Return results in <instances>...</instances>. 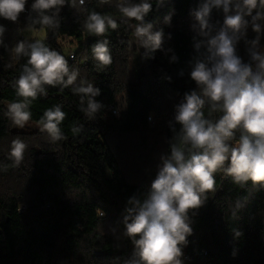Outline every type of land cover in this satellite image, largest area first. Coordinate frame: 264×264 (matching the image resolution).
Instances as JSON below:
<instances>
[{"label":"trees","instance_id":"1","mask_svg":"<svg viewBox=\"0 0 264 264\" xmlns=\"http://www.w3.org/2000/svg\"><path fill=\"white\" fill-rule=\"evenodd\" d=\"M31 3L28 0L29 10ZM115 3L86 0L83 8L65 6L59 28L36 26V30L51 32V40L45 43L57 51L58 38L73 39L78 50L69 65L102 90L96 99L103 107L94 119L80 111L79 97L71 88L61 92L48 87L46 97L32 102L29 123L38 127L47 108L61 105L67 114L61 125L65 139L56 143L40 129L16 127L5 115L7 105L19 99L12 85L27 57H15L13 48L23 39L28 11L18 23L0 19L7 29L4 40L8 45L0 47V264H120L132 251L130 240L122 235L121 214L129 197L148 191L160 155L168 152L165 138L171 135L167 122L173 118V106L194 87L178 72L194 54L189 9L197 0H169L159 10L152 0L154 10L148 19L163 28L166 37L171 33L165 48L171 47L179 57L175 64L169 63L171 54L161 51L155 59H142L143 50L132 29L122 22ZM171 8L175 14L168 26L163 18ZM91 11L113 16L117 29L109 28L101 37L88 33L83 22ZM213 18L222 20V15L214 11ZM253 35L249 31V37ZM100 39H108L112 55V63L103 69L91 51ZM238 50L245 55L243 42ZM137 56L140 71L132 74L130 61ZM166 75L172 77L170 82L164 79ZM119 99L127 101V107L115 115L113 106ZM74 125H83V130L73 133ZM16 137L28 144L18 166L9 159ZM208 196L192 217L193 233L183 250L191 264H264V190L253 188L251 182L241 188L218 172L215 191ZM238 199L245 206L233 216ZM234 229L242 232L238 239H234Z\"/></svg>","mask_w":264,"mask_h":264},{"label":"clouds","instance_id":"2","mask_svg":"<svg viewBox=\"0 0 264 264\" xmlns=\"http://www.w3.org/2000/svg\"><path fill=\"white\" fill-rule=\"evenodd\" d=\"M168 2L155 0V9ZM85 3L32 0L29 10L28 0H0V19L18 23L28 11L25 31L35 33L37 25L57 29L65 6L83 8ZM115 7L143 50L142 59H155V53L161 51L165 56L171 54L170 64L179 62L174 50L165 48L171 33L166 37L163 28L148 19L154 10L152 0H116ZM214 11L222 15V20H214ZM174 14L171 8L163 18L165 25L171 26ZM189 17L194 54L178 76L186 75L194 87L173 106V118L167 122L171 135L165 138L168 152L160 155L148 191L132 195L125 203L120 221L122 235L133 248L120 264H184L183 250L193 233L192 217L206 204L208 194L215 191L216 173L223 172L241 188L251 182L253 188L264 190V0H197L196 6L189 9ZM117 27L113 16L97 11L89 12L83 22V28L97 37ZM6 31L0 24V47L5 49ZM249 31L254 34L251 38ZM241 42L244 56L238 50ZM13 51L17 58L27 57L12 85L19 99L9 103L5 113L16 127L22 129L29 123L32 102L46 97L48 87L61 92L71 88L79 97L80 111L89 118L94 119L103 107L96 99L102 90L82 78L79 69L71 67L68 59L43 39L18 40ZM91 51L99 68L112 63L108 39L98 40ZM164 79L170 82L172 77L166 75ZM126 107L127 101L118 104L116 114ZM66 116L61 105L44 110L40 131L50 142L65 139L61 125ZM82 130L83 125L71 128L73 133ZM27 148L23 139L14 138L9 159L18 166ZM244 206L238 199L232 215ZM233 236L238 239L242 232L234 229Z\"/></svg>","mask_w":264,"mask_h":264},{"label":"rangeland","instance_id":"3","mask_svg":"<svg viewBox=\"0 0 264 264\" xmlns=\"http://www.w3.org/2000/svg\"><path fill=\"white\" fill-rule=\"evenodd\" d=\"M25 38H28V39L39 38V39H43L44 42H47V41L51 40V32L49 30H44V29L36 30L35 33L24 31L23 39H25ZM56 42H57V46H58V52H60L62 55H64L66 57V59L71 60L70 56L72 55V53H77L78 44L73 39H70L67 37H61V38H58ZM140 65H141V60H140L139 56H137L133 60H131L130 61L131 73L133 74L135 72V70L140 71ZM124 102H125L124 99H119L117 101L116 109L118 107V104H122ZM153 120H154V118H153ZM150 126L154 130L156 128L155 121L152 124H150ZM26 127H30L31 129H33V128L40 129V127H38L34 124H31V123H28L24 128H26ZM21 209L23 210L24 208H21Z\"/></svg>","mask_w":264,"mask_h":264},{"label":"built area","instance_id":"4","mask_svg":"<svg viewBox=\"0 0 264 264\" xmlns=\"http://www.w3.org/2000/svg\"><path fill=\"white\" fill-rule=\"evenodd\" d=\"M75 56H76V53H72V55L70 56V59H71L70 61H74ZM115 110H116V107L113 106V113L115 115H117ZM150 117H151V119L148 118V120H149L150 124H152L154 122V120H153L152 116H150ZM184 264H191V258L187 254H184Z\"/></svg>","mask_w":264,"mask_h":264}]
</instances>
